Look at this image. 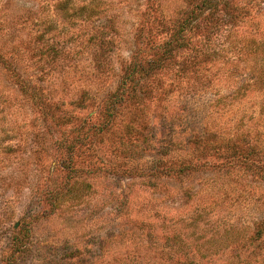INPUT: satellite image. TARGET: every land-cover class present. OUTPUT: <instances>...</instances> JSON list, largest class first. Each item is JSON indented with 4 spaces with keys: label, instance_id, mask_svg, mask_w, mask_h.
Wrapping results in <instances>:
<instances>
[{
    "label": "rangeland",
    "instance_id": "1",
    "mask_svg": "<svg viewBox=\"0 0 264 264\" xmlns=\"http://www.w3.org/2000/svg\"><path fill=\"white\" fill-rule=\"evenodd\" d=\"M0 264H264V0H0Z\"/></svg>",
    "mask_w": 264,
    "mask_h": 264
},
{
    "label": "trees",
    "instance_id": "2",
    "mask_svg": "<svg viewBox=\"0 0 264 264\" xmlns=\"http://www.w3.org/2000/svg\"><path fill=\"white\" fill-rule=\"evenodd\" d=\"M200 3L196 7L194 6V8L187 10V12H185V16H182L176 21L170 23L169 31H165V33L169 34L168 39H166L162 45H155L156 47H165V52L162 54H159V52H157V57L154 60L147 62L148 65L153 64L155 66L156 64L162 63L167 58H169L175 50L184 47L186 43V32L198 19V10L199 7L202 6ZM139 61V56L136 55L133 64L129 68V74H145L144 72L146 71V69L144 65ZM118 98L119 96L117 97V99Z\"/></svg>",
    "mask_w": 264,
    "mask_h": 264
}]
</instances>
